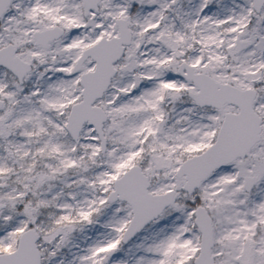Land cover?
Returning a JSON list of instances; mask_svg holds the SVG:
<instances>
[{
  "label": "snow or ice",
  "instance_id": "1",
  "mask_svg": "<svg viewBox=\"0 0 264 264\" xmlns=\"http://www.w3.org/2000/svg\"><path fill=\"white\" fill-rule=\"evenodd\" d=\"M0 264H264V0H0Z\"/></svg>",
  "mask_w": 264,
  "mask_h": 264
}]
</instances>
